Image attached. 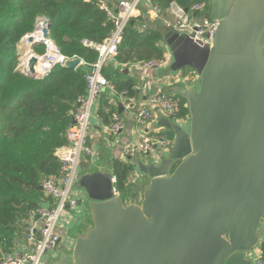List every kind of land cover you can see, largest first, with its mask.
Segmentation results:
<instances>
[{"label":"water","instance_id":"95a60500","mask_svg":"<svg viewBox=\"0 0 264 264\" xmlns=\"http://www.w3.org/2000/svg\"><path fill=\"white\" fill-rule=\"evenodd\" d=\"M208 4L205 18L217 22L211 45L169 25L160 32L168 74L189 68L195 76L164 92L183 98L187 126L156 114L154 127L172 144L157 162L132 158L146 182L126 199L115 188V158L107 165L94 151L75 183L83 196L64 232L72 247L45 264H254L264 239V0ZM49 25L44 18L41 37ZM33 34L27 75L40 78L53 65L33 54Z\"/></svg>","mask_w":264,"mask_h":264},{"label":"trees","instance_id":"16d2710c","mask_svg":"<svg viewBox=\"0 0 264 264\" xmlns=\"http://www.w3.org/2000/svg\"><path fill=\"white\" fill-rule=\"evenodd\" d=\"M201 1L208 9V0H151L159 5L162 16L168 15L172 2L189 8ZM39 17L49 20L48 38L59 52L68 59L80 58L82 64L76 68L57 64L40 78L17 68V45L33 32ZM111 29L112 23L97 0H0V250L5 253L22 240L25 221L43 200L41 182L60 174L55 151L67 144L66 130L77 99L86 91L85 75L97 59L95 49L84 42L98 44ZM33 50L42 54L45 46L36 43ZM165 50L159 32L141 15L123 30L117 64L107 65L102 73L116 92L125 90L135 96L137 83L129 66L162 58ZM181 99L178 116L185 118L187 109ZM111 112L118 108L105 93L98 118L109 123ZM113 170L115 188L126 199L134 167L116 159ZM257 248L264 261V239Z\"/></svg>","mask_w":264,"mask_h":264},{"label":"built area","instance_id":"2783aa9c","mask_svg":"<svg viewBox=\"0 0 264 264\" xmlns=\"http://www.w3.org/2000/svg\"><path fill=\"white\" fill-rule=\"evenodd\" d=\"M97 2L111 21L112 29L109 35L98 44L84 42L95 49L97 59L85 75L86 91L77 99V107L72 118L74 122L66 130L67 144L55 151V156L60 162V174L41 182L43 200L25 221L22 240L7 253L0 250V264H45L56 256L61 247L70 251L72 243L65 240L67 238L64 232L67 225L64 219L72 209L78 207L77 201L82 197L81 191L75 188V183L81 161L90 160L95 151L89 142L90 118L94 106L106 89L116 93L123 110L130 113L137 127L133 139L123 149L121 156L123 161L131 163L134 156L140 155L144 159L157 162L159 155L166 153L170 148L172 134L163 128L154 127L157 113L165 114L182 126H187V116L185 118L178 116L182 105L180 96L156 93L140 100L129 95L125 90L116 92L114 86L102 73L104 67L115 62L123 30L139 15L141 6L150 7L154 17H158L161 13L159 5L153 4L151 0H116L114 5H111L108 0H97ZM168 11L173 16L169 24L171 27L179 32L194 33L195 41H199L202 45H211L217 22L208 21L204 13L199 18L201 12L208 11L205 1L194 3L189 8H183L172 2ZM195 11L197 13L193 15ZM44 18L46 17L38 18L39 24H42ZM27 36L25 35L21 41L24 42ZM37 40L45 46V51L38 55L39 57L46 56L53 66L64 63L66 57L59 52L51 39L40 37ZM168 55L135 65L142 72L147 69H165L170 63V54ZM19 67L25 68L21 71L27 73L26 64L21 62ZM171 80H177V76H173ZM185 80L189 85L194 82L195 76L193 79L185 77ZM109 117L111 121L103 124L102 129L107 135L117 136L124 128V122L117 112L109 113ZM76 192H79L81 196H76ZM253 258L254 264H264L259 252Z\"/></svg>","mask_w":264,"mask_h":264},{"label":"crops","instance_id":"0c3cea01","mask_svg":"<svg viewBox=\"0 0 264 264\" xmlns=\"http://www.w3.org/2000/svg\"><path fill=\"white\" fill-rule=\"evenodd\" d=\"M108 2L111 5H114L116 3V0H108ZM167 14H168L167 16L166 15L162 16V14L160 13L158 17H154L152 12L150 11V7L141 6L139 15L136 18H138L141 15L142 16L144 15L145 17L146 15L147 20L150 22V24H156L157 27H159L160 30L162 31V29L164 28V25H169L171 23V18L173 17L169 13V11ZM168 18L170 20H168ZM170 61H171V55H170ZM112 64L116 65L117 63L114 62ZM115 65H112V66H115ZM128 70L131 73V75H133V77L136 78L137 85H136L135 97L140 100H144L149 95H153L156 93L165 94L164 92L169 87L176 84L178 81H181L184 84L188 85V81L185 80L186 76L181 75L182 70L174 74H171V75L168 74V71L166 69H160V70L159 69H147L144 72H142V70L138 69L135 64L130 65ZM173 76H177V80H174V81L171 80ZM105 93H107V95L109 94L110 99L117 106L118 108L117 113L119 114V117L124 122V128L117 136H110L104 132V130L102 129L104 123L101 122V120L98 118V115H97V110L99 107L101 96ZM102 95L100 96L98 102L96 103V105L94 106V109L92 110V115H91V120H90L91 129L89 131V142L95 148L94 149L95 152L99 153V158H101L103 162L109 165V163L111 162L113 158H115V160L121 159L123 149L125 145H127L133 139L135 132L137 131V127L135 126L133 120L131 119L130 113L123 110L122 105L117 100L116 93L106 89L102 93ZM84 163H85V160L83 159L79 167V172L81 171V167L82 165H84ZM136 177H137V173L135 171L132 173L130 177L131 180L133 181V184L131 186L137 187ZM143 184L144 183H141V186ZM75 188L78 189L77 187ZM77 209L78 207H76L75 209H72L70 213L65 216L64 221L67 227L71 224L72 220L74 219L76 220L73 213ZM64 236L66 235L64 234ZM66 238H67L65 239L66 241L73 243V239H71L68 236H66ZM257 252H259V250L256 247L252 252L253 257L256 255Z\"/></svg>","mask_w":264,"mask_h":264},{"label":"rangeland","instance_id":"374dc122","mask_svg":"<svg viewBox=\"0 0 264 264\" xmlns=\"http://www.w3.org/2000/svg\"><path fill=\"white\" fill-rule=\"evenodd\" d=\"M203 13L205 14V12H201V14L199 15V18H201V16L203 15ZM135 19V18H134ZM168 20H170L169 18H168ZM173 20V17L171 18V21ZM37 22H38V19H37ZM37 22H36V24H37ZM36 24H35V27H36ZM152 25V27L154 28V29H156L158 32H159V34H160V32H161V30H160V28L159 27H157V25L156 24H151ZM35 32V28H34V30H33V32L32 33H34ZM32 33H29V34H32ZM29 34H27V35H29ZM161 35V34H160ZM39 43V42H38ZM36 44V43H35ZM34 44V45H35ZM22 46H24V42L23 41H20L19 43H18V45H17V53H18V65H17V68L18 69H20V70H25V68H20L19 67V64L22 62V60H21V58L25 55V48H23ZM166 47V46H165ZM31 52V51H30ZM168 53L170 54V52H169V50H168V48L166 47V50H165V53H164V55H163V57H166V55H168ZM30 54V53H29ZM33 54H35L36 56H38V55H40V54H37V53H35L34 52V50H33ZM39 57V56H38ZM168 57H169V55H168ZM23 59V58H22ZM66 59H68V58H66ZM160 70V69H159ZM27 74V73H26ZM183 74H185V76L186 77H192V79H193V73H192V70L191 69H189V68H185V69H183L182 71H181V75H183ZM180 75V74H179ZM192 81V80H191ZM90 120H91V118H90ZM146 181V179L145 178H143V179H140V180H138L137 179V182H136V184H137V187H138V192L140 193V191H141V188H142V186H141V183H144ZM76 194V196H81V194L79 193V192H76L75 193Z\"/></svg>","mask_w":264,"mask_h":264},{"label":"bare ground","instance_id":"6f19581e","mask_svg":"<svg viewBox=\"0 0 264 264\" xmlns=\"http://www.w3.org/2000/svg\"><path fill=\"white\" fill-rule=\"evenodd\" d=\"M40 23V20H38V26L36 27V31L35 33L33 34L35 39L37 38H40L41 37V27H42V24H39ZM23 48H25V55L23 56V59H22V63L23 64H26V59L30 53V43L28 42V40L26 39L24 41V46H22Z\"/></svg>","mask_w":264,"mask_h":264}]
</instances>
